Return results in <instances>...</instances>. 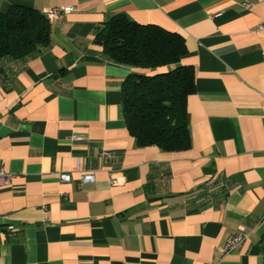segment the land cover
<instances>
[{
  "label": "crops",
  "instance_id": "crops-1",
  "mask_svg": "<svg viewBox=\"0 0 264 264\" xmlns=\"http://www.w3.org/2000/svg\"><path fill=\"white\" fill-rule=\"evenodd\" d=\"M12 5L69 11L37 55L0 61V167L13 175L0 186V264H264V0H0V11ZM117 13L184 36L187 149L129 134L120 90L136 69L92 44ZM81 173L93 177L79 184Z\"/></svg>",
  "mask_w": 264,
  "mask_h": 264
},
{
  "label": "trees",
  "instance_id": "trees-1",
  "mask_svg": "<svg viewBox=\"0 0 264 264\" xmlns=\"http://www.w3.org/2000/svg\"><path fill=\"white\" fill-rule=\"evenodd\" d=\"M51 41V21L35 7L0 11V61L35 56ZM92 44L105 58L134 68L121 84L122 115L137 146L164 151L190 146L186 99L194 91V68L184 36L142 24L125 13L97 24Z\"/></svg>",
  "mask_w": 264,
  "mask_h": 264
},
{
  "label": "built area",
  "instance_id": "built-area-1",
  "mask_svg": "<svg viewBox=\"0 0 264 264\" xmlns=\"http://www.w3.org/2000/svg\"><path fill=\"white\" fill-rule=\"evenodd\" d=\"M251 4L246 3V7H250ZM69 11V8H64V9H51L46 11L47 16L50 18L55 17L56 15H58L60 12H67ZM257 29L258 30H264V23H259L257 25ZM73 138H77L76 136H74ZM101 156L107 157V158H111L113 156L112 152L109 151H103L100 153ZM81 161L79 158H77L75 166L73 167L72 170L74 171H84L81 167H80ZM60 178L62 181H69L70 180V174L68 172H62L60 173ZM13 175L7 171H5V169L3 167H0V186L1 185H8L11 182ZM92 175L91 174H87V173H81L79 176V184L89 181L92 179ZM111 183H116L115 179H111ZM246 236V233H237L234 234L230 237L227 238L224 246H223V251L224 252H229L232 249H234L236 247V245L238 243H240V241H242Z\"/></svg>",
  "mask_w": 264,
  "mask_h": 264
}]
</instances>
